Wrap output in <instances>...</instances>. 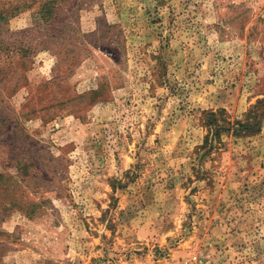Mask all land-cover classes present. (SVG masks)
<instances>
[{
	"label": "rangeland",
	"instance_id": "374dc122",
	"mask_svg": "<svg viewBox=\"0 0 264 264\" xmlns=\"http://www.w3.org/2000/svg\"><path fill=\"white\" fill-rule=\"evenodd\" d=\"M0 13V264H264V0Z\"/></svg>",
	"mask_w": 264,
	"mask_h": 264
},
{
	"label": "trees",
	"instance_id": "16d2710c",
	"mask_svg": "<svg viewBox=\"0 0 264 264\" xmlns=\"http://www.w3.org/2000/svg\"><path fill=\"white\" fill-rule=\"evenodd\" d=\"M8 17H9L8 14H1V13H0V18H1V19H6V18H8ZM2 46H3V45L0 44V47H2ZM5 55L8 56V57H12V56H13V55H11V53H10L9 50H6ZM0 60H1V59H0Z\"/></svg>",
	"mask_w": 264,
	"mask_h": 264
},
{
	"label": "built area",
	"instance_id": "2783aa9c",
	"mask_svg": "<svg viewBox=\"0 0 264 264\" xmlns=\"http://www.w3.org/2000/svg\"><path fill=\"white\" fill-rule=\"evenodd\" d=\"M193 264H204V263H202V262H194Z\"/></svg>",
	"mask_w": 264,
	"mask_h": 264
}]
</instances>
